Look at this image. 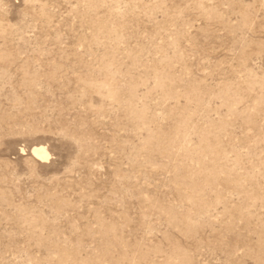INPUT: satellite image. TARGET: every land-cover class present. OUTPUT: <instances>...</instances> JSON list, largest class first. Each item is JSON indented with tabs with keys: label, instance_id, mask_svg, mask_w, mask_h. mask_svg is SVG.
Returning <instances> with one entry per match:
<instances>
[{
	"label": "rangeland",
	"instance_id": "rangeland-1",
	"mask_svg": "<svg viewBox=\"0 0 264 264\" xmlns=\"http://www.w3.org/2000/svg\"><path fill=\"white\" fill-rule=\"evenodd\" d=\"M0 264H264V0H0Z\"/></svg>",
	"mask_w": 264,
	"mask_h": 264
},
{
	"label": "bare ground",
	"instance_id": "bare-ground-1",
	"mask_svg": "<svg viewBox=\"0 0 264 264\" xmlns=\"http://www.w3.org/2000/svg\"><path fill=\"white\" fill-rule=\"evenodd\" d=\"M31 154L40 161H46L49 158V151L44 145H35L30 149Z\"/></svg>",
	"mask_w": 264,
	"mask_h": 264
}]
</instances>
